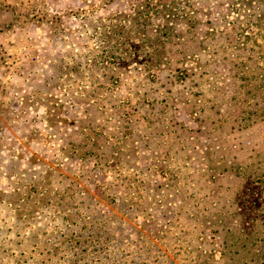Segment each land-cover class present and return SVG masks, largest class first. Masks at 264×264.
<instances>
[{
    "label": "rangeland",
    "instance_id": "rangeland-1",
    "mask_svg": "<svg viewBox=\"0 0 264 264\" xmlns=\"http://www.w3.org/2000/svg\"><path fill=\"white\" fill-rule=\"evenodd\" d=\"M129 1L0 0V264H264L262 28Z\"/></svg>",
    "mask_w": 264,
    "mask_h": 264
},
{
    "label": "trees",
    "instance_id": "trees-1",
    "mask_svg": "<svg viewBox=\"0 0 264 264\" xmlns=\"http://www.w3.org/2000/svg\"><path fill=\"white\" fill-rule=\"evenodd\" d=\"M103 1L105 4H112L116 0ZM129 2H131L132 15L140 14L143 17L144 14L147 16L153 14L156 17L159 22L154 30L156 42L168 41L177 26H185L186 32H190L197 24V13L191 4V0H130ZM219 7L220 12L223 14L222 26L224 33L238 31L241 25L256 30L261 27L264 32V0H221ZM228 16H233L235 19L227 21L226 17ZM129 17L131 15H127V13H115L107 22L102 23L100 28L95 27L96 31H100L96 34L99 35L108 56L113 57V49L124 46L128 41L124 38V35L128 27ZM239 17L244 19L243 23L238 22L237 18ZM150 19L143 21L142 26L144 25L145 30H143L142 36L149 34L148 31L146 32V28L150 25ZM131 21L135 22L136 18ZM174 38L179 37L174 36ZM245 39L248 40L249 38Z\"/></svg>",
    "mask_w": 264,
    "mask_h": 264
}]
</instances>
